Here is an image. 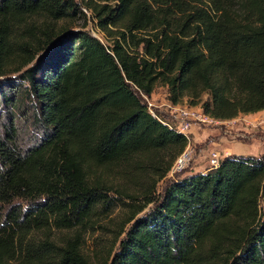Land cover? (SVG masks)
<instances>
[{
  "label": "trees",
  "instance_id": "trees-1",
  "mask_svg": "<svg viewBox=\"0 0 264 264\" xmlns=\"http://www.w3.org/2000/svg\"><path fill=\"white\" fill-rule=\"evenodd\" d=\"M82 3L108 43L72 29L77 0H0V107L39 129L23 145L0 120V264H90L80 233L116 208L102 264H264V154L158 191L188 141L146 102L159 84L219 120L264 110V0Z\"/></svg>",
  "mask_w": 264,
  "mask_h": 264
},
{
  "label": "rangeland",
  "instance_id": "rangeland-1",
  "mask_svg": "<svg viewBox=\"0 0 264 264\" xmlns=\"http://www.w3.org/2000/svg\"><path fill=\"white\" fill-rule=\"evenodd\" d=\"M77 2L80 3L84 15L76 18L75 25L72 29L87 30L92 35L99 37L104 43H108L98 28V20L94 16V13L85 7L82 0H77ZM20 73L21 72H15L10 76H7V79H9L8 77H11V79H19ZM7 92H12V90L7 87ZM205 98L206 96L204 95L203 99ZM146 102L151 103L150 108L153 113L168 122L171 121L172 115L170 113V106L172 104L167 100L166 86L158 84L152 94L146 99ZM177 105L181 107H193L195 109L199 108V106H189L186 99ZM29 113L30 110L26 103H21L18 110L10 105H2L0 107L1 122L8 123L9 116L15 114L14 118L18 137L23 145L31 143L38 137L39 129L32 123ZM261 118H240L227 124L196 122L192 127L190 145L186 147L188 150H192L194 155L193 159L181 172L174 175L168 173L164 180L158 182V191L162 190L166 183L174 177L183 176L190 172L206 170L209 167V157L212 151H216L219 154L220 159L225 155L260 156L264 154V128H261L260 126L264 121H262ZM228 149L230 154L226 153ZM19 203L22 204L21 201L17 202V204ZM261 204L264 206V193L262 194ZM123 218L124 215L121 209L116 208L107 218L98 221V223L95 224L94 229L88 230L86 233H80V243L82 244L85 258L90 264H102L103 258H105L107 251L111 248L117 232L121 229ZM74 234L75 232L73 230H57L52 228L38 235L41 239H53L61 245ZM99 243L107 244L106 249L103 248L105 250L104 253ZM102 253L103 256L101 258L100 255Z\"/></svg>",
  "mask_w": 264,
  "mask_h": 264
},
{
  "label": "built area",
  "instance_id": "built-area-1",
  "mask_svg": "<svg viewBox=\"0 0 264 264\" xmlns=\"http://www.w3.org/2000/svg\"><path fill=\"white\" fill-rule=\"evenodd\" d=\"M149 111L153 114L150 106L151 103H147ZM170 113L172 115L171 121L167 123L170 128L175 129L179 133H181L188 141L186 147L190 145L191 141V134H192V127L196 122H203L209 124H218L221 120L210 117L209 115L202 112L201 109H195L193 107H181L179 105H171L170 106ZM264 121V119H263ZM194 155L192 150L185 148V150L176 158L174 161L169 174L174 175L182 170H184L193 159ZM220 161V156L216 151H212L209 157V167L213 168L218 166Z\"/></svg>",
  "mask_w": 264,
  "mask_h": 264
},
{
  "label": "crops",
  "instance_id": "crops-1",
  "mask_svg": "<svg viewBox=\"0 0 264 264\" xmlns=\"http://www.w3.org/2000/svg\"><path fill=\"white\" fill-rule=\"evenodd\" d=\"M243 115V116H242ZM261 118L262 121L264 119V110H261V111H258V112H255V113H249V114H239L237 117L233 118V119H229V120H221L220 123H224V124H227V123H230V122H234L236 121L237 119H240V118H245V119H249V118ZM260 119V120H261ZM264 123L260 124L261 128H264ZM227 154H230V151L229 149L226 151Z\"/></svg>",
  "mask_w": 264,
  "mask_h": 264
}]
</instances>
